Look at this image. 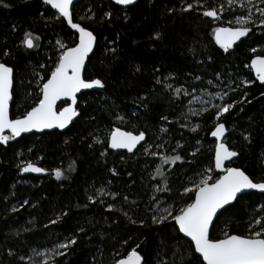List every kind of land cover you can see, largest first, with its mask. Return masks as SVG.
Returning a JSON list of instances; mask_svg holds the SVG:
<instances>
[{
    "label": "trees",
    "instance_id": "1",
    "mask_svg": "<svg viewBox=\"0 0 264 264\" xmlns=\"http://www.w3.org/2000/svg\"><path fill=\"white\" fill-rule=\"evenodd\" d=\"M186 3H195V0H138L136 5L128 9L117 7L109 0L75 2L74 21L90 25L98 35L95 54L85 66L84 77H102L106 88L89 92L86 97L87 107L81 100V116L65 132L25 135L10 141L8 146L0 145V264H42V253L50 252L54 244L73 236L76 237L77 244L71 247L67 256L58 257L56 264H109L113 246L126 253L141 241V248L138 250L142 251L148 264H155L159 258L158 253L168 264H172L173 260L179 264V256L172 254L171 245L161 251L160 242L171 232L170 227L146 225L141 228L129 224L119 211L105 210L108 204L115 205L117 209L123 206L127 210L134 200L139 205L134 218H150L151 213L146 209L150 205L152 189L159 184L161 178H151L159 159L146 155V146L152 145L151 151H161L167 155L176 154L172 149L177 141L188 151L200 148L195 158L185 156L186 160L194 161L192 166L186 163L181 165L179 162L176 167L164 166L173 195L177 189L182 190V185L190 186L191 178H198L191 168L194 167L198 172L213 164L214 142L209 139L213 126L212 114L191 118L193 124H201L197 133L181 128L180 123L186 122H176L181 108L170 107L166 102L167 95L161 94L160 86L152 84V69L154 66L160 67L161 73L157 75L161 76L174 74L175 80L169 81L174 86L198 84L199 82L193 81L194 76L201 75L206 81L213 78L216 71L226 80L231 77L239 84L243 80L255 81L252 71L245 65L250 64L254 56H264V36L259 29H254L255 35L250 34L228 54L218 49L211 39V27L238 26L234 18L246 15V9L234 5L235 11L228 9L224 12L222 24L200 17L195 10L182 15L179 12L173 16L167 15V8H179ZM201 3L205 7L218 8L225 0H201ZM4 4L9 6L4 7ZM88 7H92L97 18L104 11H112V21L99 24L81 21L80 17ZM50 11L41 0H0V49L7 46L12 51L11 57L0 56V62L14 67L13 100L10 102V116L13 119L22 116L38 99V89L29 80L32 79V65L53 55V47L48 41L52 40L54 43L56 38H61L71 45V40L67 39L70 30L66 24H53L48 20L49 26L45 27ZM41 12H44V18L40 16ZM229 19L233 20L232 25L227 24ZM14 26L15 32L12 31ZM26 31L42 36L39 55L27 52L20 46V40ZM156 31L161 32L160 40L153 39ZM193 45L195 53L188 50ZM253 47L257 48L256 53L250 51ZM107 48L117 49L118 59L114 62L112 53L107 52ZM209 55L212 56L211 62L207 61ZM198 60H204L205 63L199 64ZM110 63L111 67H106ZM136 66L141 68V72L133 75ZM150 87L157 89L159 99L150 106L151 111L142 110L140 120L133 119L131 123L118 124L107 115L105 101L130 112L135 108L132 104L135 95L138 92L145 94ZM29 92L32 95H28ZM243 92H248V99L252 103L237 104L224 118L226 127L231 129L226 142L231 149L240 153L231 166L244 170L254 182H264V96H261L264 86L255 81L249 87H241L237 93L230 95L233 99H238ZM182 99L186 104L188 98ZM241 107L244 112H239ZM183 110L186 111V108ZM89 114L96 119H90ZM162 115L168 116L173 123L161 120ZM116 126L129 131H145L147 139L144 146L133 154L113 152L104 145H94L91 149L88 147L94 136L105 138L110 128ZM161 128L169 131L161 132ZM245 130L252 134L251 144L244 141L240 134ZM197 138L200 141L198 145ZM65 140L68 141L67 144ZM161 143L165 145L163 149L154 146ZM101 151H106L107 154L101 156ZM177 152L185 155L182 149H177ZM25 162H32L46 169V173L21 174L19 166ZM112 168L116 169L117 175H112ZM56 169L66 171L68 179L55 180ZM100 189L116 193V199L113 200L109 195L100 196ZM125 195L129 197L128 203L123 200ZM159 195L165 203H171L168 193ZM89 196L97 199V203H89ZM24 200H28L29 204L21 208ZM13 207L20 210L13 213ZM262 207L264 194L242 195L229 207L228 212L219 216L212 230L213 237L222 238L224 231L247 235L250 222L254 218L264 217ZM62 212H67V215L62 216L57 224L44 227ZM80 227H84L85 232H78ZM26 228L29 231H25ZM120 238L129 239L128 245H122V241L117 243ZM98 248L103 249V254ZM9 250L15 255L9 256ZM21 256L24 257L23 261L20 260Z\"/></svg>",
    "mask_w": 264,
    "mask_h": 264
},
{
    "label": "snow or ice",
    "instance_id": "2",
    "mask_svg": "<svg viewBox=\"0 0 264 264\" xmlns=\"http://www.w3.org/2000/svg\"><path fill=\"white\" fill-rule=\"evenodd\" d=\"M76 0H41V3L48 6L50 11L45 20V27H48V20L53 24L59 22L67 25L69 31L67 39L71 40V45L64 39L56 38L53 43H48L53 47V55H49L46 59L32 65L29 83H35L38 89V99L29 110H26L22 116L10 117V102L13 100V84H14V67L5 62H0V145L8 146L10 141H14L27 133H45L59 130L63 132L68 129L73 122L81 116L79 104L83 99L85 107L88 106L86 99L89 92L86 90H102L106 88L105 80L102 77L94 79H86L84 70L86 63L90 62V57L95 54L98 43V35L88 24L74 21V5ZM115 6H121L128 9L129 6L137 4V0H110ZM236 5L241 9H246V15H239L234 18L236 27L233 26H215L211 27V39L218 49L224 54H228L231 49L242 41V38L249 37V34L255 35L254 29H259L260 34L264 36V0H225L219 7H205L201 0H195V3H186L179 8L169 7L166 9L168 16H173L179 12L192 13L194 10L202 18H208L213 22H224V12L228 9L235 11L233 6ZM4 7L9 5L4 4ZM227 6V7H226ZM200 9H203L200 11ZM255 9V12L253 11ZM120 9H117L119 11ZM114 13L112 11H104L102 16L97 18L96 12L92 7H88L84 15L80 17L81 21H92L95 23L111 22ZM44 18V12L40 13ZM125 19L127 15L125 14ZM228 25L233 24V20L226 21ZM16 31L15 26L12 29ZM153 39L160 40L161 32L156 31ZM42 36L34 34L32 31H26L20 40V46L27 52H36L39 55L41 50ZM114 43V41H113ZM107 52L112 53V62L118 59L116 48H107ZM189 52L195 53V45L190 47ZM252 53L257 52V48L250 49ZM0 56L11 57L12 51L5 46L0 49ZM207 61H212V56L207 57ZM50 62V63H49ZM103 63V61L101 62ZM197 63L203 64L204 60H198ZM255 75V81L260 85H264V56H254L250 64L245 65ZM111 67V63L106 65ZM141 68L136 66L133 75L140 73ZM151 78L154 86H160L162 95H167L166 102L170 107L181 108L180 115L176 122L180 123V127L191 133H197L201 124H193L192 117H203L205 114L211 113L212 129L209 133L214 138V156L213 164L198 171L193 167L192 171L197 173L198 178L190 179L189 185H182V190L177 189L173 195L172 188L169 186L170 181L164 171L165 165L176 167L177 163L192 166L193 160H186L185 156L195 158L200 151L199 147L188 151L179 141L176 142L172 152L175 155H167L161 151H151L152 145L144 147V153L159 159V164L155 167L152 179L160 177L159 184L152 189L153 194L150 196V205L146 211L151 213L148 220L136 219V201H131L129 208L126 210L123 206L119 209L113 204H108L105 208L107 212L119 211L120 214L128 221L129 224L138 225L143 228L146 225L156 228L170 227L171 232L161 240V251L169 245L172 246L174 256H179V264H264V217L254 218L249 224L247 235L231 234L227 231L223 232L222 238H215L212 235L215 222L219 216L229 211V206L238 200L242 194L250 190H256L264 193V182H254L252 178L244 170L238 167L227 166L226 162L233 161L234 158L240 156V153L231 149L227 142V135L231 129L226 127L225 119L237 106V104H251L252 100L248 99V92L238 99H233L230 94L237 93L241 87L247 88L255 81L243 80L239 84L231 77L227 80L219 71L214 72L213 78L205 81L201 75L193 77L194 82L188 87L184 85L174 86L169 81L175 80L174 74L168 76L157 75L161 73L160 67L154 66ZM191 76V73L188 74ZM211 89V90H210ZM157 89L150 87L145 94L139 92L132 99L135 105L134 110L125 112L123 107L114 105L105 101V110L111 120L118 124L131 123L133 119L140 120L142 110L151 111V105L156 103ZM28 95H32L31 92ZM264 96V92L261 93ZM182 98H188L184 103ZM63 101L61 107H57L58 102ZM199 105V107H192ZM186 108V111L183 109ZM239 112H244L241 107ZM89 118L95 120V116L89 114ZM160 119L172 124L173 121L168 116L162 115ZM251 127V125H249ZM161 132L167 133L169 129L161 128ZM243 140L251 144V132L245 130L240 133ZM146 132L143 130L129 131L119 126L111 127L105 138L94 136L92 143L88 144L91 149L94 145H104L107 149L113 151L126 150L128 153H134L138 145L146 142ZM67 144L68 141L65 140ZM200 143L196 139V144ZM157 149H163V143L154 145ZM182 149L185 155L177 152ZM106 151H101L100 155L105 156ZM71 167L69 171H71ZM19 171L23 173H46V169L36 166L32 162H25L19 166ZM113 176L117 175L115 168L110 169ZM171 172V168L169 169ZM55 179L66 180L68 176L60 170H55ZM131 176V173H129ZM111 183V181H109ZM100 196L109 195L113 200L116 199V193L105 192L103 189L98 190ZM168 193V199L171 203H165L159 194ZM125 203L129 202V197H123ZM91 204H96L97 199L92 196L88 197ZM103 203V201H100ZM29 201L24 200L21 208L28 205ZM135 205L136 207H131ZM178 205V206H176ZM34 207V205H33ZM20 208L13 207V213L18 212ZM261 211H264L262 207ZM67 212H62L55 219H51L49 225L57 224L62 216H66ZM150 221V223H149ZM29 231V229H25ZM78 232H85L84 227H80ZM130 239V237H129ZM129 239L120 238L116 242L122 245H128ZM167 241V244L165 243ZM142 243V241H141ZM141 243H136L126 253H122L113 246L110 253L112 259L109 264H148L146 257L142 254ZM77 244V239L73 236L54 244L50 252L42 253L44 257L42 264H56L58 257H65L72 246ZM186 246V247H185ZM182 249V251H180ZM35 251V249H33ZM103 254V249L98 248ZM9 256L15 255L11 250L8 251ZM155 264H168V261L160 256ZM95 260V257H93ZM23 261L24 257L21 256ZM172 264H177L173 260Z\"/></svg>",
    "mask_w": 264,
    "mask_h": 264
},
{
    "label": "water",
    "instance_id": "3",
    "mask_svg": "<svg viewBox=\"0 0 264 264\" xmlns=\"http://www.w3.org/2000/svg\"><path fill=\"white\" fill-rule=\"evenodd\" d=\"M78 0H76V2H77ZM110 1V0H109ZM137 2H138V0H137ZM48 7V6H47ZM117 7H120L121 8V6H117ZM130 7H133V6H129V8ZM51 11H54V10H51ZM66 24V23H65ZM70 30V29H69ZM71 31V30H70ZM251 34V33H250ZM249 34V35H250ZM248 37H246V38H242V41H244L245 39H247ZM241 41V42H242ZM240 42H238L237 43V45L239 44ZM236 46V45H235ZM87 64V63H86ZM86 66V65H85ZM253 73V72H252ZM253 75H254V73H253ZM254 77H255V75H254ZM258 82V81H257ZM259 83V82H258ZM264 86V85H263ZM87 92H91V91H95V90H86ZM61 104H64V102L63 101H61V102H58V105H57V107L59 108L60 107V105ZM9 112H10V109H9ZM11 117V116H10ZM78 119V118H77ZM76 119V120H77ZM71 126V125H70ZM69 126V127H70ZM67 129H65L63 132H65ZM53 131H58L59 132V130H53ZM45 133H48L47 131L45 132ZM30 134H42V133H27V134H22V136H25V135H30ZM21 136V137H22ZM20 138V137H19ZM19 138H17L16 140H18ZM209 139L211 140V141H213L214 142V138L213 137H211L210 135H209ZM15 141V140H14ZM144 144V142H142V145ZM215 146V145H214ZM139 147H141V145H138L137 146V149L139 148ZM136 149V150H137ZM111 150V149H110ZM135 150V151H136ZM111 151H113V150H111ZM134 151V152H135ZM113 152H126V153H128L126 150H119V151H113ZM128 154H133V153H128ZM213 156H214V151H213ZM236 158H234L233 159V161L235 160ZM233 161H229V162H226V164H227V166H231V164H232V162ZM233 167V166H232ZM248 193H257V194H264V193H260V192H258V191H256V190H250L249 192H247V193H245V194H248ZM245 194H242V195H245ZM230 207V206H229Z\"/></svg>",
    "mask_w": 264,
    "mask_h": 264
},
{
    "label": "rangeland",
    "instance_id": "4",
    "mask_svg": "<svg viewBox=\"0 0 264 264\" xmlns=\"http://www.w3.org/2000/svg\"><path fill=\"white\" fill-rule=\"evenodd\" d=\"M193 106V105H192ZM194 107H199V105H194ZM63 171V170H62ZM64 173H65V175L67 176V173H66V171H63ZM54 179H55V175H54ZM56 180V179H55ZM58 181V180H57ZM60 181H62V180H60Z\"/></svg>",
    "mask_w": 264,
    "mask_h": 264
}]
</instances>
